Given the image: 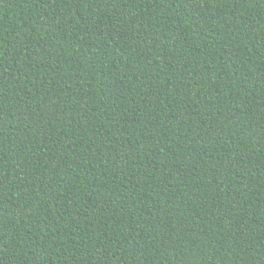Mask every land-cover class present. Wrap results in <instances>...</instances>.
Instances as JSON below:
<instances>
[{"label":"trees","instance_id":"obj_1","mask_svg":"<svg viewBox=\"0 0 264 264\" xmlns=\"http://www.w3.org/2000/svg\"><path fill=\"white\" fill-rule=\"evenodd\" d=\"M0 264H264V0H0Z\"/></svg>","mask_w":264,"mask_h":264}]
</instances>
